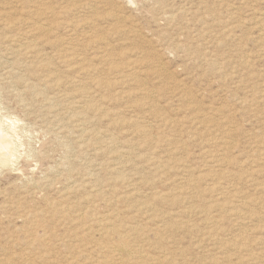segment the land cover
<instances>
[{"label":"rangeland","instance_id":"374dc122","mask_svg":"<svg viewBox=\"0 0 264 264\" xmlns=\"http://www.w3.org/2000/svg\"><path fill=\"white\" fill-rule=\"evenodd\" d=\"M17 1L0 0V38L3 34L14 35L19 38L17 42H24L29 35L23 33L38 20L48 21L51 30L36 37L33 51L24 56L12 52L13 48H20L19 43L4 41L7 45L4 47L0 40V139L11 146L0 150V158L7 159L0 162V264H61V261L62 264L81 261L97 264L96 258L104 260L105 255L108 258L111 255L107 264H264V146H261L264 145V0H30L25 4ZM30 11L37 18L26 23L20 21L22 26L4 25L10 20L18 22ZM67 54L73 58H67ZM132 59H137L138 64L129 66ZM115 66L125 67L129 78L124 80L122 73L113 70ZM100 93L104 94L100 96ZM45 96L56 100L50 111L45 106ZM82 115L89 120L82 121V125L96 135H80L75 120ZM72 127L76 129L71 130ZM108 139L113 143L112 149L105 144ZM156 159L166 167L154 169ZM217 200L228 210L210 206ZM251 200L253 204L243 205ZM77 210L81 214L92 210L94 216L84 223L89 222L95 228H99L98 222H105L106 216L124 232L138 228L133 235V231L129 234L130 244L134 243L132 248L137 252L129 254L123 248L121 252L120 247H111L117 235L105 236L98 228L89 233L84 231ZM213 220L219 221L217 230L213 228ZM172 221L179 222L175 229L167 227V222ZM157 229L160 238L156 237Z\"/></svg>","mask_w":264,"mask_h":264},{"label":"bare ground","instance_id":"6f19581e","mask_svg":"<svg viewBox=\"0 0 264 264\" xmlns=\"http://www.w3.org/2000/svg\"><path fill=\"white\" fill-rule=\"evenodd\" d=\"M2 1V0H1ZM22 2H24V4L26 3V2H29L30 0H21ZM10 2V1H9ZM16 2H19V1H17L16 0ZM8 4V3H7ZM15 4V3H14ZM18 3H16V5H17ZM20 4V3H19ZM0 5H1V3H0ZM21 6H23V5H21ZM6 7H7V5H6ZM5 7V8H6ZM4 8V9H5ZM7 9V8H6ZM20 9H21V7H20ZM18 10V9H17ZM28 10V9H27ZM29 10H31V9H29ZM7 12V11H6ZM10 12V11H9ZM23 14V13H22ZM34 14H36V13H33L32 11H30V12H27L26 13V15L25 16H23L20 20H18V22L17 21H15L14 22V20H10V21H8V22H5L4 23V25H6V27L8 28H10V27H14V26H16L17 24H21V22H24V23H26V22H28V20L29 19H34L35 17H36V15L34 16ZM170 14H172V13H170ZM169 14V15H170ZM55 15V14H54ZM52 16H53V14H52ZM166 16V15H165ZM37 18V17H36ZM54 18V17H53ZM165 19V18H164ZM3 21V20H2ZM21 21V22H20ZM40 20H38V21H33L32 23H31V28L29 27V29L26 31V32H22L23 33V35L25 36L26 34H28L29 36L27 37V39L24 41V42H21L20 41V43L19 42H17V40L19 39V38H14V35H13V33L15 34L16 33V31L15 32H12V34L11 35H13V36H8V35H6V34H3L2 36H1V38H0V40H3V42L2 43H4V41H8V42H17V44L19 43V45H20V48L18 49H12V52L14 53V54H17V55H19V56H24V55H26V54H28V53H31L30 51L32 50L33 51V49H34V45H35V39H36V37L38 38V37H40V35H42V34H44V33H48V31H50L51 30V26L49 25V23H48V21H46L45 20V22L43 21V22H39ZM1 22V21H0ZM39 22V23H38ZM51 23H52V21H51ZM19 24V25H20ZM23 24V23H22ZM22 24H21V26H22ZM53 24H54V21H53ZM55 25V24H54ZM29 26V25H28ZM17 27H19V26H17ZM23 27H24V25H23ZM24 28H26V27H24ZM12 29V28H11ZM128 30H131V29H128ZM29 33H31V35L29 34ZM49 34V33H48ZM47 34V35H48ZM45 35V34H44ZM20 36V35H19ZM35 36V37H34ZM43 36V35H42ZM15 37H16V35H15ZM47 38V37H46ZM53 40V39H52ZM87 41V40H86ZM7 42V43H8ZM42 42V41H41ZM50 42H52V41H50ZM49 42V43H50ZM57 42V41H56ZM67 42V41H66ZM1 43V42H0ZM46 42H44V44H45ZM48 43V42H47ZM58 43V42H57ZM69 43V42H68ZM75 43V42H74ZM6 43H4L3 44V46L5 45ZM11 44V43H10ZM51 45V44H50ZM76 45H77V43H76ZM76 45H74V46H76ZM5 46H7V45H5ZM4 46V47H5ZM36 46H38V45H36ZM173 46V45H172ZM176 46V45H175ZM2 48V47H1ZM10 48V47H9ZM40 48V47H39ZM64 48V47H63ZM77 48H79L78 46H77ZM11 49H9V51L11 50ZM41 49V48H40ZM43 49H45V48H43ZM66 49V48H65ZM109 49V48H108ZM7 50V49H6ZM76 50V49H75ZM175 50V49H174ZM8 51V52H9ZM67 51V50H66ZM71 51V50H70ZM7 52V53H8ZM26 52H28V53H26ZM46 52V51H45ZM48 52V51H47ZM72 52V51H71ZM76 52V51H75ZM4 53V52H3ZM6 53V52H5ZM10 53V52H9ZM12 53V54H13ZM64 53H66L65 51H64ZM105 53V52H104ZM36 54V53H35ZM35 54L33 55V56H35ZM45 55H46V53H44ZM78 54V53H77ZM76 54V55H77ZM107 54V53H106ZM68 55V54H67ZM74 55V54H73ZM44 56V55H43ZM43 56H42V58H43ZM66 56V55H65ZM108 56V55H107ZM7 57H9L8 55H7ZM31 57H32V55H31ZM40 57V56H39ZM70 57H72L73 58V56L72 55H68V57L67 58H69L70 59ZM30 58V57H29ZM33 58V57H32ZM66 58V59H67ZM158 58V57H157ZM16 59V58H15ZM25 59V58H24ZM27 59V58H26ZM25 59V60H26ZM79 59V58H78ZM101 59H103V58H101ZM100 59V60H101ZM23 60V59H22ZM28 60V59H27ZM41 60V59H40ZM86 60V59H85ZM105 60V59H104ZM29 61V60H28ZM31 61V60H30ZM35 61V60H34ZM77 60H75V62H76ZM81 61H83V60H81ZM12 62V61H11ZM24 62V61H23ZM49 62V61H48ZM67 62V61H66ZM70 62H72V60H70ZM114 62V61H113ZM113 62H111V61H109V63H113ZM143 62V61H142ZM19 63H20V61H19ZM36 63H38V62H36ZM101 63V62H100ZM138 64V60L137 59H132V60H130L129 61V66L130 65H133V64ZM140 63V62H139ZM1 64V63H0ZM4 64V63H3ZM24 64V63H23ZM49 64V63H48ZM75 63H73V65H74ZM103 63H101V65H102ZM107 64V63H106ZM147 64V63H146ZM22 65V64H21ZM21 65H20V67H21ZM38 65V64H37ZM70 65H72V64H70ZM158 65H160V64H158ZM24 66H26V64L24 65ZM23 66V67H24ZM80 66V65H79ZM91 66V65H90ZM96 66V65H95ZM98 66V65H97ZM155 66V65H154ZM161 66V65H160ZM162 66H163V63H162ZM27 67V66H26ZM70 67V66H69ZM68 67V68H69ZM75 67H77V66H75ZM94 67V66H93ZM106 67V66H105ZM132 67V66H131ZM153 67V66H152ZM8 68H9V66H8ZM12 68V67H11ZM36 68V67H35ZM72 68V67H71ZM109 68V67H108ZM125 67H121V66H115V67H113V70L114 69H116L117 71H118V74L119 73H122L120 76L124 79V80H126V78L128 77L129 78V73L127 72V71H125L126 69H124ZM133 68V67H132ZM50 69V68H49ZM70 69V68H69ZM78 70H79V68H77ZM77 69H75L76 71H77ZM86 69V68H85ZM94 69V68H93ZM150 69V68H149ZM165 69V68H164ZM4 70V69H3ZM8 70V69H7ZM21 70H23V69H21ZM43 70V69H42ZM81 70H82V68H81ZM80 70V71H81ZM140 70V69H139ZM145 70V69H144ZM214 70V69H213ZM80 71H78L79 73H81ZM100 71V70H99ZM98 71V72H99ZM132 71V70H131ZM136 71V70H135ZM152 71V70H151ZM4 72V71H3ZM8 72V71H7ZM10 72V71H9ZM39 72V71H38ZM94 72V71H93ZM102 72V71H101ZM134 72V71H133ZM13 73V72H12ZM11 73V74H12ZM88 73V72H87ZM86 73V74H87ZM145 73V72H144ZM156 73V72H155ZM34 74V73H33ZM45 74V73H44ZM43 74V75H44ZM46 74H48V73H46ZM96 74H98V73H96ZM157 74V73H156ZM222 74V73H221ZM10 75V74H9ZM13 75V74H12ZM11 75V76H12ZM89 75H93V73L92 74H89ZM129 75V76H128ZM134 75H136V74H134ZM3 76V75H2ZM8 76V75H7ZM14 76V75H13ZM45 76V75H44ZM48 76V75H47ZM15 77V76H14ZM43 77V76H42ZM94 77H96V76H94ZM106 77V76H105ZM143 77V76H142ZM1 78V77H0ZM3 78V77H2ZM10 78H12L13 79V77H10ZM19 78V77H18ZM58 78V77H57ZM97 78V77H96ZM104 78V77H103ZM135 78V77H134ZM23 79V78H22ZM28 79V78H27ZM44 79V78H43ZM42 79V80H43ZM59 79V78H58ZM102 79V78H101ZM26 80V79H25ZM53 80V79H52ZM52 80H51V82H52ZM69 80V79H68ZM94 80V79H93ZM110 80V79H109ZM137 80V79H136ZM1 81V80H0ZM10 81V80H9ZM12 81V80H11ZM73 82H74V80H72ZM91 80H89L88 82H90ZM135 81V80H134ZM146 81V80H145ZM5 82V81H4ZM43 82V81H42ZM41 82V83H42ZM54 82V81H53ZM56 83H58L57 81H55ZM54 82V83H55ZM68 82V81H67ZM25 83V82H24ZM45 83V82H44ZM47 83H49V82H46V84ZM55 83V84H56ZM66 83V82H65ZM71 83V82H70ZM75 83V82H74ZM80 83V82H79ZM78 83V84H79ZM108 83V82H107ZM46 84H45V87H46ZM73 84V83H72ZM71 84V85H72ZM93 84V83H92ZM99 84V86H100V83H98ZM10 85V84H9ZM8 85V86H9ZM36 85V84H35ZM47 85H49V84H47ZM57 86H58V84H56ZM77 85V84H76ZM2 86V85H1ZM3 86H4V84H3ZM11 86V85H10ZM14 86V85H13ZM29 86V85H28ZM44 86V85H43ZM73 86H75V85H73ZM139 86V85H138ZM35 87H37V86H35ZM77 87V86H76ZM129 87V86H128ZM26 88H28L27 86H26ZM44 87H42V89H43ZM54 88H55V86H54ZM53 88V90H55ZM60 88V87H59ZM74 88V87H73ZM78 88V87H77ZM79 88H80V86H79ZM88 88H90V87H88ZM182 88V87H181ZM185 88V87H184ZM32 89H33V86H32ZM45 89V88H44ZM103 89V88H102ZM102 89H100V91L102 90ZM28 90H29V88H28ZM31 90V89H30ZM35 90V89H34ZM84 90V89H83ZM82 90V91H83ZM143 90V89H142ZM33 91V90H32ZM57 91H62V90H57ZM122 91V90H121ZM130 91V90H129ZM39 92H42V90L40 89V91ZM63 92V91H62ZM71 92V91H70ZM190 92V91H189ZM53 93H54V91H53ZM53 93H52V95H53ZM64 93V92H63ZM62 93V94H63ZM126 93V92H125ZM148 93V92H147ZM150 93V92H149ZM186 93V92H185ZM23 94H24V92H23ZM42 94V93H41ZM65 94V93H64ZM79 94H80V91H79ZM104 94V93H103ZM102 93H100V96L101 95H103ZM128 94V93H127ZM19 95V94H18ZM44 95V94H43ZM81 95L82 94H80V97H81ZM119 95V94H118ZM122 95H124V94H122ZM154 95V94H153ZM20 96V95H19ZM30 96V95H29ZM51 96V95H50ZM56 96V95H55ZM58 96V95H57ZM78 96V95H77ZM105 96V95H104ZM104 96H102V97H104ZM63 97V96H62ZM88 97H89V95H88ZM106 97V96H105ZM112 97V96H111ZM140 97H142V96H140ZM173 97V96H172ZM191 97V96H190ZM64 98V97H63ZM174 98V97H173ZM35 98H33L32 100H34ZM42 99V98H41ZM44 99L46 100L45 102H46V104H45V106H46V108L48 109V111H50V110H52L53 109V107H54V104H55V101L56 100H49L50 99V97H47V96H45L44 97ZM44 99H43V101H44ZM53 99H55V97L53 98ZM59 99H61V98H59ZM80 99H82V97L80 98ZM84 99H85V97H84ZM94 99V98H93ZM177 99V98H176ZM256 99V98H255ZM29 100H30V97H29ZM75 100V99H74ZM87 100V99H86ZM89 100H91V99H88V101ZM133 100V99H132ZM189 100V99H188ZM250 100H251V98H250ZM264 100V99H263ZM62 101V100H61ZM60 101V102H61ZM95 101V100H94ZM121 101V100H120ZM123 101H126L124 98H123ZM134 101V100H133ZM179 101V100H178ZM181 101H182V98H181ZM185 101H187V100H185ZM195 101V100H194ZM257 101H258V99H257ZM37 102V101H36ZM39 102V101H38ZM41 103H42V101H40ZM63 102V101H62ZM65 102V101H64ZM67 102V101H66ZM84 102H87V101H85L84 100ZM91 101H89V103H90ZM127 102V101H126ZM129 102V101H128ZM132 102V101H131ZM190 102V101H189ZM253 102H255V101H253ZM33 103H34V101H33ZM75 103V102H74ZM92 103V102H91ZM95 103H97V102H95ZM120 103H122V101L120 102ZM135 103V102H134ZM138 103V102H137ZM184 103H186V102H184ZM199 103V102H198ZM64 104V103H63ZM80 104V103H79ZM83 104V103H82ZM98 104V103H97ZM197 104V103H196ZM28 105H29V102H28ZM34 105H35V103H34ZM91 105V104H90ZM142 105V104H141ZM145 105V104H144ZM147 105V104H146ZM66 106V105H65ZM78 106V105H77ZM96 107H97V105H95ZM100 106V105H99ZM103 105H101V107H102ZM43 107V106H42ZM73 107H75V106H73ZM91 108H92V105L90 106ZM90 107H89V105H86V109H90ZM96 107H94L95 109H96ZM39 108H40V106H39ZM72 108V107H71ZM127 108V107H126ZM67 109V108H66ZM93 109V108H92ZM99 109V108H98ZM104 109V108H103ZM245 109H247V110H249V108H245ZM79 110V109H78ZM91 110V109H90ZM142 110V109H141ZM140 110V111H141ZM253 110V109H252ZM41 111V110H40ZM57 111H59V109H57ZM70 111H72V110H70ZM76 111V110H75ZM92 111V110H91ZM156 111V110H155ZM191 111V110H190ZM52 112V111H51ZM89 112V111H88ZM98 112H100V110L98 111ZM105 112V111H104ZM118 112V111H117ZM116 112V113H117ZM120 112V111H119ZM189 112V111H188ZM203 112V111H202ZM257 112V111H256ZM42 113V112H41ZM50 113V112H49ZM65 113V112H64ZM165 113V112H164ZM181 113V112H180ZM57 114V113H56ZM107 114V113H106ZM115 114V113H114ZM113 114V115H114ZM156 114V116H157V113L155 112L154 113V115ZM191 114H192V111H191ZM205 114V113H204ZM246 114V113H245ZM253 114V113H252ZM59 115V114H58ZM66 115V114H65ZM86 115V114H85ZM85 115H82L83 117H79V119H77L76 118V120H75V122H77V124H76V126H77V129H78V127H80V129L81 130H79L81 133H80V135L83 137V136H89V135H93L94 133L93 132H91V130L90 129H88V127H86V126H83L82 125V121L84 122V123H87L89 120L85 117ZM98 115H100V114H98ZM138 115V114H137ZM193 115H194V113H193ZM195 115H197V114H195ZM45 116H47V115H45ZM140 116V115H139ZM42 117H43V115H42ZM63 117H64V115H63ZM137 117V116H136ZM151 117V116H150ZM72 118V117H71ZM99 118V117H98ZM110 118V117H109ZM114 118V117H113ZM118 118V117H117ZM166 118L167 117H165V122H166ZM81 119V120H80ZM101 119V118H100ZM127 119V118H126ZM159 119V118H158ZM202 119V118H201ZM204 119V118H203ZM203 119L201 120V121H203ZM213 119V118H212ZM52 120V119H51ZM56 120V119H55ZM86 120H88V121H86ZM102 120V119H101ZM132 120V119H131ZM164 120V119H163ZM168 120H169V118H168ZM190 120V119H189ZM197 120V119H196ZM209 120V119H208ZM219 120V119H218ZM58 121V120H57ZM68 121V120H67ZM70 121V120H69ZM113 121V120H112ZM111 121V122H112ZM117 121H119V120H117ZM134 121H137V120H134ZM139 121V120H138ZM145 121V120H144ZM161 121V120H160ZM187 121V120H186ZM200 121V122H201ZM53 122H56V121H53ZM66 122V121H65ZM110 122V121H109ZM114 122V121H113ZM112 122V123H113ZM127 122H128V120H127ZM131 122V121H130ZM162 122H164V121H162ZM191 122V121H190ZM193 122V121H192ZM192 122H191V124H192ZM197 122V121H196ZM259 122V121H258ZM61 123H62V121H61ZM90 123V122H89ZM141 123V122H140ZM145 123V122H144ZM224 123V122H223ZM222 122H221V125L223 124ZM227 123V122H226ZM114 124V123H113ZM136 124V123H135ZM134 124V125H135ZM139 124V123H138ZM142 124V123H141ZM145 124H147V123H145ZM165 124V123H164ZM202 124V123H201ZM205 124V123H204ZM207 124V123H206ZM67 125V124H66ZM73 125H75V124H73ZM91 125H93L92 123H91ZM128 125V124H127ZM195 125V124H194ZM208 126H209V124H207ZM220 125V126H221ZM88 126V125H87ZM120 126V125H119ZM133 126V125H132ZM139 126V125H138ZM151 126H152V124H151ZM62 127H64V126H62ZM135 127V126H134ZM161 127H162V125H161ZM196 127V126H195ZM204 127V126H203ZM213 127V126H212ZM216 127V126H215ZM227 127V126H226ZM234 127V126H233ZM232 127V128H233ZM2 128V127H1ZM73 128H75V127H72L71 128V130L73 129ZM139 128V127H138ZM140 128H142L141 126H140ZM166 128V127H165ZM209 128H210V126H209ZM221 128H223V126L221 127ZM228 128V127H227ZM236 128V127H235ZM9 129V128H8ZM64 129H65V127H64ZM76 129V128H75ZM101 129V128H100ZM133 129V128H132ZM205 129V128H204ZM213 129V128H212ZM94 130V129H93ZM175 130H176V128H175ZM174 130V131H175ZM187 130L188 129H186V132H187ZM193 130V129H192ZM223 130V129H222ZM78 131V132H79ZM177 131V130H176ZM198 131V130H197ZM201 131V130H200ZM213 131H214V129H213ZM217 131V130H216ZM215 131V132H216ZM251 131V130H250ZM71 132V131H70ZM178 132V131H177ZM180 132V131H179ZM179 132H178V134H179ZM204 132V131H203ZM210 132V131H209ZM232 132V131H231ZM237 132V131H236ZM255 132V131H254ZM110 133V132H109ZM109 133H108V135H109ZM129 133V132H128ZM143 133V132H142ZM185 133V132H184ZM188 133V132H187ZM219 133H221V132H219ZM250 133V132H249ZM67 134V133H66ZM70 134V133H69ZM144 134H146V132L145 133H143L142 135H144ZM148 134V133H147ZM254 134V133H253ZM3 135V134H2ZM1 135V136H2ZM94 135H96V134H94ZM98 136H99V134H97ZM102 135V134H101ZM111 135H112V133H111ZM135 135V134H134ZM141 135V136H142ZM165 135V134H164ZM207 135V134H206ZM223 135H225V134H223ZM227 135V134H226ZM125 136V135H124ZM124 136H123V138H124ZM137 136V135H136ZM153 136V135H152ZM156 136V135H155ZM196 136V135H195ZM200 136V135H199ZM205 136V135H204ZM219 136V135H218ZM97 137V136H96ZM168 137V136H167ZM194 137V136H193ZM198 137V136H197ZM201 137V136H200ZM228 137V136H227ZM227 137H226V139H227ZM106 138V137H105ZM155 138V137H154ZM169 138V137H168ZM231 138V137H230ZM248 138H250V137H248ZM258 138V137H257ZM1 139H3V138H1ZM1 139H0V150L1 149H3L4 150V148H9V147H11V146H9V144L10 143H8L7 141H4L3 140V142H1ZM79 139V138H78ZM94 139V138H93ZM96 139V138H95ZM166 139V138H165ZM182 139V138H181ZM198 139H200V138H198ZM219 139V138H218ZM223 139V138H222ZM225 139V138H224ZM226 139H225V141H226ZM7 140V139H6ZM75 140V139H74ZM89 140V139H88ZM153 140V139H152ZM196 140V139H195ZM205 140H207V139H205ZM227 140H229V139H227ZM254 140H256V138L254 139ZM82 141H83V139H82ZM82 141H80V142H82ZM87 141V139L85 140V142ZM90 141V140H89ZM98 140H96V142H97ZM100 141V140H99ZM124 141V140H123ZM159 141V140H158ZM179 141V140H178ZM224 141V142H225ZM84 142V141H83ZM110 142V140L108 139L107 140V143H105V144H107L110 148L109 149H112L111 147L113 146V143H109ZM146 142V141H145ZM205 142V141H204ZM219 142V141H218ZM217 142V143H218ZM249 142V141H248ZM252 142V141H251ZM92 143V142H91ZM102 143V142H101ZM118 143V142H117ZM148 143V142H147ZM183 143V142H182ZM78 144H79V142H78ZM115 144H116V142H115ZM232 144H233V141H232ZM251 144V143H250ZM106 145V146H107ZM119 145V144H118ZM129 145H130V143H129ZM147 145V144H146ZM154 145V144H153ZM253 145V144H252ZM77 146V145H76ZM107 146V147H108ZM132 146V145H131ZM183 146V145H182ZM261 146H264V145H261ZM72 147H73V145H72ZM82 147V146H81ZM91 147H92V145H91ZM148 147V146H147ZM13 149H14V147H12ZM11 148V149H12ZM127 148V147H126ZM149 148V147H148ZM175 148V147H174ZM230 148H231V146H230ZM260 148V147H259ZM128 149V148H127ZM178 149V148H177ZM205 149V148H204ZM206 149H207V147H206ZM228 149V148H227ZM15 150V149H14ZM73 150V149H72ZM94 150V149H93ZM149 150H150V148H149ZM181 150V149H180ZM179 150V151H180ZM183 150V149H182ZM211 150V149H210ZM210 150H209V152H210ZM261 149H258V151H260ZM262 150H263V148H262ZM10 151V150H9ZM71 151V150H70ZM74 151V150H73ZM73 151H71V152H73ZM91 151V150H90ZM107 151H109L110 152V150H107ZM178 151V150H177ZM203 151V150H202ZM213 151V150H212ZM253 151V150H252ZM12 152V151H11ZM68 152V151H67ZM83 152V151H82ZM87 152V151H86ZM92 152V151H91ZM109 152H107V153H109ZM112 152V151H111ZM120 152V151H119ZM134 153H135V151H133ZM181 152V151H180ZM188 152V151H187ZM228 152V151H227ZM226 152V153H227ZM261 152V151H260ZM14 153V152H13ZM70 153V152H69ZM126 154H127V152H125ZM128 153H129V151H128ZM183 153H184V150H183ZM264 153V152H263ZM82 154V153H81ZM87 154V153H86ZM111 154V153H110ZM121 155H122V153H120ZM131 154V153H130ZM179 154V153H178ZM181 154V153H180ZM179 154V155H180ZM216 154V153H215ZM245 154V153H244ZM250 154V153H249ZM248 154V155H249ZM8 155V154H7ZM12 155V154H11ZM15 155V154H14ZM68 155H70V154H68ZM83 155V154H82ZM106 155H108V154H106ZM132 155V154H131ZM135 155V154H134ZM136 155H138V154H136ZM144 155V154H143ZM210 155H211V153H210ZM245 155H247V154H245ZM259 155V154H258ZM81 156V155H80ZM86 156V155H85ZM118 156H119V154H118ZM128 156V155H127ZM145 156V155H144ZM150 156V155H149ZM187 156H188V154H187ZM208 156V155H207ZM82 157H84V156H82ZM100 157V156H99ZM102 157V156H101ZM121 157V156H120ZM148 157V156H147ZM152 157V156H151ZM212 157V156H211ZM219 157V156H218ZM258 157V156H257ZM256 157V158H257ZM93 158H95V157H93ZM122 158V157H121ZM145 158V157H144ZM213 158V157H212ZM221 158V157H220ZM255 158V159H256ZM263 158V157H262ZM68 159V158H67ZM70 159V158H69ZM74 159V158H73ZM98 159V158H97ZM130 159H132V158H130ZM137 159V158H136ZM148 159H149V157H148ZM147 159V160H148ZM179 159V158H178ZM208 159V158H207ZM250 159H252L251 157H250ZM249 159V160H250ZM259 159V158H258ZM7 159H3V158H0V162L1 163H3V162H5ZM134 160V159H133ZM157 160V159H156ZM160 160H161V158H160ZM215 160V159H214ZM216 160H218V159H216ZM229 160V159H228ZM257 160V159H256ZM255 160V161H256ZM68 161V160H67ZM128 161H129V159H128ZM141 161V160H140ZM152 161V160H151ZM150 161V162H151ZM167 161V160H166ZM183 161V160H182ZM221 161V160H220ZM225 161V160H224ZM95 162V161H94ZM122 162H124V161H122ZM131 162V161H130ZM133 162V161H132ZM169 162V161H168ZM167 162V163H168ZM213 162V161H212ZM215 162V161H214ZM260 162L261 161H259L258 163H259V166H260ZM9 163V162H8ZM65 163V162H64ZM98 163V162H97ZM118 163V162H117ZM225 163V162H224ZM223 163V164H224ZM229 163V162H228ZM239 163H242V162H239ZM250 163H252V161H250ZM262 163V162H261ZM7 164V163H6ZM82 164V163H81ZM123 164V163H122ZM121 164V165H122ZM127 164H130V163H127ZM149 164V163H148ZM155 165H153L154 166V169H159L160 167H166V166H164V164L161 162V161H155V163H154ZM212 164V163H211ZM215 165H218L217 164V162H215L214 163ZM248 164V163H247ZM2 165V164H1ZM68 165V164H67ZM78 165V164H77ZM120 165V164H119ZM147 165V164H146ZM166 165V164H165ZM188 165V164H187ZM208 165H210L209 163H208ZM243 165H245V164H243ZM257 165V164H256ZM3 166V165H2ZM70 166V165H69ZM118 166V165H117ZM116 166V167H117ZM124 166V165H123ZM138 166H140V165H138ZM142 166V165H141ZM168 166V165H167ZM179 166V165H178ZM239 166H241V165H239ZM258 166V165H257ZM65 167V166H64ZM71 167V166H70ZM94 167H96V166H94ZM110 167V166H109ZM131 167H132V165H131ZM148 167H150V166H148ZM152 167V166H151ZM185 167V166H184ZM224 168H225V166H223ZM227 167V166H226ZM92 168V167H91ZM133 168V167H132ZM131 168V169H132ZM167 168H169V167H167ZM176 168V167H175ZM174 168V169H175ZM182 168V167H181ZM187 168V167H186ZM188 168H189V166H188ZM213 168V167H212ZM216 168V167H215ZM218 168V167H217ZM242 168V167H241ZM263 168V167H262ZM261 168V169H262ZM67 169V168H66ZM65 169V170H66ZM84 169V168H83ZM95 169V168H94ZM147 169V168H146ZM149 170H150V168H148ZM161 169V168H160ZM164 168H162V170H163ZM166 169V168H165ZM174 169H172V170H174ZM184 169V168H183ZM190 169V168H189ZM229 170H230V168H228ZM257 169L259 170V168L257 167ZM86 170V169H85ZM85 170H84V172H85ZM92 170V169H91ZM91 170H89L90 172H89V174L91 173ZM119 170V169H118ZM136 170H137V168H136ZM139 170H141V169H139ZM180 170V169H179ZM229 170H227V171H229ZM263 170V169H262ZM71 170H69V172H70ZM88 171V170H87ZM86 171V172H87ZM117 171V170H116ZM156 171V170H155ZM167 172L169 171V170H166ZM191 171V170H190ZM232 171V170H231ZM234 171H236V170H234ZM261 171V170H260ZM259 171V172H260ZM57 172V171H56ZM66 172V171H65ZM117 172H119V171H117ZM135 172V171H134ZM140 172V171H139ZM154 172V171H153ZM174 172V171H173ZM177 172H178V170H177ZM216 172V171H215ZM224 172V171H223ZM233 172V171H232ZM254 172V171H253ZM258 172V173H259ZM261 172H263V171H261ZM54 173V172H53ZM61 173V172H60ZM116 173V172H115ZM176 173V172H175ZM188 173H189V170H188ZM221 173V172H220ZM78 174V173H77ZM84 174V173H83ZM95 174V173H94ZM110 174V173H109ZM118 175L117 176H121V175H123V174H119V173H117ZM150 174H151V172H150ZM162 174V173H161ZM164 174V173H163ZM162 174V175H163ZM191 174V173H190ZM232 174V173H231ZM249 174V173H248ZM58 175H59V173H58ZM130 175V174H129ZM162 175H160V177H161V179L160 180H163L162 179ZM167 175V174H166ZM187 175V174H186ZM218 175V174H217ZM243 175V174H242ZM250 175H252V174H250ZM263 175H264V172H263ZM51 176V175H50ZM56 176V175H55ZM66 176H68V175H66ZM88 176H90V175H88ZM92 176V175H91ZM138 176V175H137ZM157 176V175H156ZM229 176V175H228ZM231 176V175H230ZM232 176H233V174H232ZM237 176H238V174H237ZM240 176V175H239ZM69 177H71L70 175H69ZM75 177H77V176H75ZM82 177H84V176H82ZM165 177V176H164ZM215 177H216V175H215ZM234 177H236V176H234ZM118 177H116V179H117ZM212 178V177H211ZM218 178V177H217ZM247 178H250V177H247ZM257 178H258V176H257ZM83 179V178H82ZM91 180H92V178H90ZM142 179V178H141ZM192 179H194L193 177H192ZM220 179V178H219ZM227 179H228V177H227ZM226 179V180H227ZM252 179H253V177H252ZM72 180V179H71ZM112 180H113V178H112ZM212 180V179H211ZM224 180V179H223ZM244 180V179H243ZM69 181V180H68ZM78 181V180H77ZM83 181V180H82ZM82 181H79V183L80 182H82ZM137 181V180H136ZM142 181H143V179H142ZM205 181V180H204ZM218 181V180H217ZM220 181H222V180H220ZM241 181V180H240ZM257 181V180H256ZM51 182V181H50ZM84 182V181H83ZM108 182V181H107ZM115 182V181H114ZM139 182V181H138ZM219 182V181H218ZM217 182V183H218ZM254 182V181H253ZM252 182V183H253ZM27 183H29V182H27ZM55 183V182H54ZM66 183V182H65ZM74 183V182H73ZM103 183V182H102ZM106 183V182H105ZM136 183V182H135ZM204 183V182H203ZM252 183H250V184H252ZM85 184V183H84ZM92 184V183H91ZM195 184V183H194ZM201 184H202V181H201ZM211 184V183H210ZM48 185V184H47ZM51 185V184H50ZM63 185H64V183H63ZM86 185V184H85ZM102 185H104V184H102ZM110 185V184H109ZM119 185H121V183L119 184ZM191 185V184H190ZM252 185H255V184H252ZM263 185V184H262ZM42 186V185H41ZM52 186V185H51ZM80 186H81V184H80ZM89 186V185H88ZM93 186V185H92ZM128 186V185H127ZM256 186V185H255ZM261 186V185H260ZM44 187H45V185H44ZM103 187V186H102ZM111 187V186H110ZM137 187V186H136ZM135 187V189H137ZM172 187V186H171ZM182 187V186H181ZM190 187V186H189ZM199 187H201V185L199 186ZM203 187V186H202ZM205 187V186H204ZM214 187H215V185H214ZM213 187V188H214ZM42 188V187H41ZM40 188V189H41ZM52 188H53V186H52ZM68 188V187H67ZM80 188V187H79ZM92 188V187H91ZM94 188V187H93ZM115 188H117V187H115ZM183 188H184V186H183ZM32 189V188H31ZM74 189H76V188H74ZM83 189V188H82ZM108 189V188H107ZM134 189V187H133V190H135ZM192 189L193 188H191V191H192ZM264 189V188H263ZM30 190V189H29ZM39 190V189H38ZM60 190H61V188H60ZM63 190V189H62ZM119 190V189H118ZM187 190V189H186ZM197 190V189H196ZM206 190H207V187H206ZM211 190V189H210ZM37 191V190H36ZM35 191V192H36ZM180 191H181V188H180ZM179 191V192H180ZM183 191V190H182ZM195 191V190H194ZM201 191H202V189H201ZM209 191V190H208ZM208 191H206V193H208ZM234 191H236V190H234ZM234 191L232 192V193H234ZM28 192V191H27ZM74 192V191H73ZM78 192V191H77ZM100 192V191H99ZM132 192V191H131ZM168 192V191H167ZM178 192V191H177ZM212 192V191H211ZM211 192H209V194L211 193ZM216 192V191H215ZM237 192V191H236ZM30 193H32V191H30ZM43 193V192H42ZM48 193V192H47ZM62 193V192H61ZM75 193V192H74ZM74 193H73V196H74ZM84 193V192H83ZM105 193V192H104ZM165 193V192H164ZM169 193H171V192H169ZM188 193V192H187ZM193 193H195V192H193ZM199 193H200V191H199ZM218 193V192H217ZM49 194H50V192H49ZM66 194V193H65ZM64 194V195H65ZM96 194V193H95ZM158 194V193H157ZM163 194V193H162ZM190 194V193H189ZM196 194V193H195ZM214 194H216V193H214ZM219 194V193H218ZM30 195V194H29ZM60 195V194H59ZM81 195H82V192H81ZM102 195V194H101ZM105 195V194H104ZM117 195H119V194H117ZM116 195V196H117ZM121 195V194H120ZM175 195V194H174ZM188 195V194H187ZM194 195V194H193ZM223 195V194H222ZM222 195H220V197L222 196ZM230 195V194H229ZM34 196V195H33ZM66 196V195H65ZM85 195H83V197H84ZM89 196V195H88ZM115 196V197H116ZM140 196V195H139ZM163 195H158V197L159 198H163L162 197ZM166 196H167V194H166ZM184 196H185V194H184ZM199 196V195H198ZM204 196V195H203ZM226 196V195H225ZM48 197H51V196H48ZM59 197V196H58ZM67 197H68V195H67ZM76 197V196H75ZM79 197H81V196H79ZM93 197V196H92ZM100 197V196H99ZM111 197V196H110ZM151 197V196H150ZM149 197V198H150ZM153 197V196H152ZM154 197H156V196H154ZM167 197H169V195L167 196ZM171 197H172V193H171ZM178 197V196H177ZM52 198V197H51ZM61 198V197H60ZM69 198V197H68ZM86 198V197H85ZM105 198V197H104ZM116 198H118V197H116ZM136 198V197H135ZM148 198V199H149ZM187 198V197H186ZM217 198H219V197H217ZM55 199V198H54ZM63 199V198H62ZM71 199H72V197H71ZM82 199V198H81ZM107 199V198H106ZM111 199V198H110ZM109 199V200H110ZM124 199V198H123ZM134 199V198H133ZM132 199V200H133ZM153 199V198H152ZM181 199V198H180ZM216 199V198H215ZM31 200V199H30ZM32 200H33V198H32ZM78 200V199H77ZM84 198H83V200H81V201H83L84 202ZM92 200V202H94L93 200L94 199H91ZM98 200V199H97ZM102 200H103V198H102ZM114 200V199H113ZM121 200V199H120ZM119 200V201H120ZM146 200V199H145ZM144 200V201H145ZM161 200V199H160ZM169 200V199H168ZM190 200H192V199H190ZM237 200V199H236ZM62 201V200H61ZM63 201L65 202V200L63 199ZM75 201V200H74ZM80 201V200H79ZM88 202H89V199L87 200ZM127 201V200H126ZM205 201V200H204ZM218 201V200H217ZM217 201H215V202H217ZM220 201V200H219ZM217 202V203H215V204H213V205H210L211 207H215L216 209H219L220 211H222V209L224 210V211H226V210H228L227 208H226V206H225V204L224 203H221V201L220 202ZM229 201H230V199H229ZM35 202V201H34ZM67 202V201H66ZM71 202H72V200H71ZM71 202H68V203H71ZM157 202V201H156ZM181 202V201H180ZM185 202V201H184ZM187 202V201H186ZM188 202H189V200H188ZM227 202V201H226ZM231 202V201H230ZM240 202V201H239ZM256 202H258V201H256ZM85 203H87V202H85ZM128 203V202H127ZM142 203H143V201H142ZM202 203V202H201ZM227 203H229V202H227ZM237 203V202H236ZM73 204V203H72ZM78 204V203H77ZM88 204H90V202L88 203ZM148 204V203H147ZM146 204V205H147ZM164 204V206L163 207H165V203H163ZM212 204V203H211ZM231 203H229V205H230ZM250 204H253V202H252V200L249 202V201H244L243 202V205H245V206H248V205H250ZM256 204V203H255ZM258 204H260L259 202H258ZM35 205H37L36 203H35ZM45 205V204H44ZM60 205V204H59ZM63 205V204H62ZM74 205V204H73ZM79 205H80V203H79ZM83 205V204H82ZM145 205V204H144ZM151 205V204H150ZM153 205V204H152ZM154 205H156V204H154ZM204 205H205V203H204ZM38 206H40L39 204H38ZM72 206V205H71ZM74 206H76V205H74ZM161 206V205H160ZM205 206H207V205H205ZM204 206V207H205ZM209 206V207H210ZM34 207V206H33ZM45 207V206H44ZM43 207V208H44ZM61 208L60 209H62L63 207H64V205H63V207L62 206H60ZM82 207V206H81ZM143 207V206H142ZM192 207V206H191ZM233 207V206H232ZM241 207V206H240ZM29 208V207H28ZM32 208V207H31ZM40 208V207H39ZM42 208V209H43ZM67 208V207H66ZM76 208V207H75ZM85 208V207H84ZM194 208V207H193ZM203 208V207H202ZM234 208V207H233ZM232 208V209H233ZM244 208V207H243ZM30 209V208H29ZM34 209V208H33ZM59 209V210H60ZM97 209V208H96ZM153 209V208H152ZM155 209V208H154ZM205 209V208H204ZM231 209V210H232ZM235 209V208H234ZM240 209V208H239ZM31 210V209H30ZM34 210H36V209H34ZM44 210V209H43ZM56 210V209H55ZM190 210V209H189ZM210 210V209H209ZM58 211V210H57ZM84 211V210H83ZM92 211V210H91ZM91 211H89V210H86V211H84V213H80L78 210H77V212H79L80 214H81V217H82V219H83V224L85 225V228H84V231H86L87 233H89L90 231L92 232V230H96L97 228H95V225H88L89 224V222H88V224H86V223H84L85 221H88L87 220V218H89V217H93V216H91V214H92V212ZM150 211V210H149ZM192 211V210H191ZM218 211V210H217ZM234 211H237V208L234 210ZM240 211V210H239ZM247 211V210H246ZM37 212V211H36ZM36 212H33L32 214H34L35 215V213ZM40 212V211H39ZM64 212H65V210H64ZM74 212H75V210H74ZM142 212V211H141ZM157 212V211H156ZM190 212V211H189ZM253 212V211H252ZM251 212V213H252ZM42 213V212H41ZM62 213V212H61ZM93 213H94V210H93ZM102 213V212H101ZM100 213V214H101ZM108 213V212H107ZM121 213V212H120ZM165 213V212H164ZM182 213V212H181ZM203 213V212H202ZM205 213H206V211H205ZM208 213V212H207ZM229 213V212H228ZM30 214V213H29ZM50 213H48V215H49ZM58 214H60V212L58 213ZM99 214V213H98ZM148 214V213H147ZM149 214H151V213H149ZM157 214V213H156ZM175 214V213H174ZM41 215V214H40ZM42 215L44 216V214L42 213ZM41 215V216H42ZM51 215V214H50ZM75 215H76V213H75ZM106 215V214H105ZM165 215V214H164ZM172 215V214H171ZM200 215V214H199ZM203 215H204V213H203ZM245 215V214H244ZM60 216V215H59ZM67 216V215H66ZM69 216V215H68ZM99 216V215H98ZM162 216V215H161ZM175 216V215H174ZM180 216V215H179ZM209 216V215H208ZM235 216V215H234ZM30 217V216H29ZM28 217V218H29ZM97 217V216H96ZM107 217V216H106ZM106 217H104L105 218V222H103V221H101L100 223L98 222L97 224H98V226H99V228L98 229H100V231L102 232V234H104L105 236H108V235H111V234H113V235H117V237L116 238H114L112 235L111 236H109V237H113V239H112V243H113V241H114V243L112 244V246L111 247H114V248H118L119 249V247L122 249H125L126 250V252H128L129 254L131 253H136L137 251H136V248H132V244H134V243H132V244H130V239L132 238V237H130V231H133L132 232V235H133V233H134V229H136V230H138V228H131L129 231H126L125 230V232L124 231H122V229L119 227V225L117 224V223H113V224H111L110 223V217L108 218V219H106ZM114 217V216H113ZM163 217V216H162ZM210 217V216H209ZM209 217H207V218H209ZM212 218H214L213 216H211ZM228 217V216H227ZM238 217V216H237ZM243 217H245V216H243ZM247 217V216H246ZM249 217V216H248ZM251 217H253V216H251ZM255 217H257V216H255ZM260 217V216H259ZM41 218V217H40ZM45 218V217H44ZM43 218V219H44ZM53 218H54V216H53ZM149 218H150V216H149ZM152 218H153V216H152ZM170 218V217H169ZM230 218H231V216H230ZM233 218V217H232ZM239 218V217H238ZM242 218V217H241ZM23 219H26V218H23ZM46 219V221H47V218H45ZM50 219V218H49ZM65 219V218H64ZM72 219V218H71ZM70 219V220H71ZM203 219V218H202ZM204 219H206V218H204ZM210 219V218H209ZM218 219V218H217ZM236 219V218H235ZM257 219V218H256ZM18 220H21V219H18ZM27 220V219H26ZM25 220V221H26ZM31 220V219H30ZM29 220V221H30ZM34 220V219H33ZM37 220V219H36ZM35 220V221H36ZM41 220V219H40ZM65 220H67V219H65ZM171 220V219H170ZM220 220H221V218H220ZM252 220V219H251ZM255 220V219H254ZM24 221V222H25ZM42 221V220H41ZM43 221H45V220H43ZM59 221H60V219H59ZM79 221V220H78ZM90 221V220H89ZM98 221V220H97ZM204 221V220H203ZM30 222H33V221H30ZM70 222V221H69ZM125 222V221H124ZM37 223V222H36ZM51 223H53V221L51 222ZM58 223H60V222H58ZM92 223V222H91ZM110 223V225H108ZM119 223V222H118ZM164 223H165V221H164ZM206 223V222H205ZM27 224V223H26ZM30 224H32V223H30ZM42 224V223H41ZM67 224H68V222H67ZM70 224H72V222L70 223ZM127 224V223H126ZM126 224H125V226H126ZM179 224V222H167V227H169L170 229H175L176 228V225H178ZM222 224V223H221ZM239 224V223H238ZM53 225V224H52ZM51 225V226H52ZM64 225V224H63ZM80 225H81V223H80ZM137 225V224H136ZM181 225V224H180ZM28 227H29V225H27ZM60 226H62V225H60ZM70 226V225H69ZM68 226V227H69ZM82 226V225H81ZM80 226V227H81ZM94 226V227H93ZM134 226V225H133ZM34 227V226H33ZM42 227V226H41ZM62 227H64V226H62ZM66 227V226H65ZM166 227V228H167ZM199 227V226H198ZM219 227V221L218 220H213V228L215 229V230H217V228ZM27 228V227H26ZM50 228H52V227H50ZM49 228V229H50ZM78 228V227H77ZM65 229V228H64ZM73 229H75V228H73ZM209 229V228H208ZM21 230V229H20ZM56 230V229H55ZM58 230V229H57ZM210 230V229H209ZM27 231V230H26ZM51 231V230H50ZM159 229H157V232H156V237L157 238H160L159 237ZM214 231V230H213ZM219 231V230H218ZM38 232V231H37ZM67 232V231H66ZM72 232H73V230H72ZM85 232V233H86ZM31 233V232H30ZM33 233V232H32ZM75 233V232H74ZM83 233V232H82ZM96 233V232H95ZM21 234V233H20ZM150 234V233H149ZM215 234V233H214ZM15 235V234H14ZM19 235V234H18ZM43 235H44V233H43ZM70 235V234H69ZM31 236V235H30ZM29 236V237H30ZM138 236V235H137ZM139 236H141L140 234H139ZM146 236H147V234H146ZM149 236V235H148ZM207 236H208V234H207ZM206 236V237H207ZM209 236H211V235H209ZM214 236V235H213ZM212 236V237H213ZM21 237V236H20ZM24 237V236H23ZM67 237H68V235H67ZM203 237V236H202ZM205 237V236H204ZM214 237H216V236H214ZM240 237V236H239ZM238 237V238H239ZM60 238V237H59ZM237 238V237H236ZM241 238V237H240ZM24 239V238H23ZM26 239H27V237H26ZM62 239V238H61ZM146 239H148V237L146 238ZM150 239V238H149ZM202 239V238H201ZM212 239V238H211ZM214 239V238H213ZM212 239V240H213ZM243 239V238H242ZM21 240V239H20ZM60 240V239H59ZM70 240V239H69ZM95 240V239H94ZM210 240V239H209ZM245 240V239H244ZM22 241V240H21ZM23 241H26V240H23ZM27 241H29L28 239H27ZM61 241V240H60ZM133 241H136L137 242V240L136 239H134ZM133 241H131V242H133ZM201 241V240H200ZM203 241V240H202ZM201 241V242H202ZM207 241H208V238H207ZM211 241V240H210ZM236 241H237V239H236ZM32 242H33V240H32ZM145 242H148V241H145ZM218 242H219V240H218ZM233 242V241H232ZM231 242V243H232ZM14 243L15 242H13V245H14ZM39 243H40V241H39ZM53 243V242H52ZM55 243V242H54ZM62 243V242H61ZM100 243V242H99ZM98 243V244H99ZM214 243V242H213ZM217 243V242H216ZM223 242H221V244H222ZM243 243V242H242ZM10 244V243H9ZM25 244H27V243H25ZM82 244V243H81ZM54 245V244H53ZM107 245V244H106ZM141 245H142V243H141ZM200 245V244H199ZM219 245V244H218ZM226 244H224L222 247H224ZM243 245H245V244H243ZM17 246V245H16ZM83 246H85V245H83ZM9 247H10V245H9ZM28 247H29V245H28ZM54 247V246H53ZM110 246H107V248H111ZM234 247V246H233ZM95 248V247H94ZM138 248V247H137ZM143 248H145V247H143ZM213 248V247H212ZM216 248V247H215ZM214 248V249H215ZM234 248H237V247H234ZM27 250H28V248H26ZM74 249V248H73ZM82 249V248H81ZM81 249L79 250V251H81ZM103 249V248H102ZM108 249V250H109ZM117 249V250H118ZM123 249L121 250V252L123 251ZM140 249V248H139ZM228 249V248H227ZM45 250H47V249H45ZM53 250V249H52ZM51 250V251H52ZM89 250V249H88ZM92 250H95V249H93L92 248ZM99 250V249H98ZM124 250V251H125ZM219 250V249H218ZM16 251V250H15ZM26 251V250H25ZM100 251H103V250H100ZM111 251V250H110ZM113 252L115 251V250H112ZM111 251V252H112ZM139 251V250H138ZM223 251L225 252V250L223 249ZM222 250H221V252H223ZM27 252V251H26ZM47 252V251H46ZM112 252V253H113ZM143 252V251H142ZM168 252H170V251H168ZM173 252V251H172ZM176 252V251H175ZM83 253V252H82ZM85 253V252H84ZM101 253V252H100ZM99 253V254H100ZM220 253V252H219ZM32 254V253H31ZM31 254L29 255V256H31ZM70 255H72L71 253H69ZM139 254V253H138ZM143 254V253H142ZM174 254V253H173ZM176 254V253H175ZM216 254H218L217 253V248H216ZM225 254V253H224ZM64 255V254H63ZM67 255V254H66ZM65 255V256H66ZM97 255H98V253H97ZM104 255V254H103ZM126 255V254H125ZM219 256H220V254H218ZM226 255V254H225ZM237 255V254H236ZM107 255H105V258H104V260L100 257V259L97 257L96 258V261L95 262H97V264H107L110 260L109 259H111L110 258V256H109V258L108 257H106ZM172 256V255H171ZM170 256V257H171ZM175 256V255H174ZM223 255H222V253H221V257H222ZM74 257V256H73ZM82 257H84V256H82ZM39 258V257H38ZM86 258H87V256H86ZM94 258V257H93ZM130 258V257H129ZM138 258V257H137ZM152 258V257H151ZM171 258H173V256L171 257ZM234 258V257H233ZM59 259V258H58ZM72 259V258H71ZM76 259V258H75ZM102 259V260H101ZM122 259V258H121ZM120 259V260H121ZM135 259H136V257H135ZM183 259H184V257H183ZM214 259V258H213ZM255 259V258H254ZM39 260V259H38ZM56 260V259H55ZM133 260V259H132ZM137 260V259H136ZM149 260V259H148ZM182 260V259H181ZM219 260V259H218ZM225 260H226V258H225ZM9 261V260H8ZM10 261H11V259H10ZM9 261V262H10ZM15 261V260H14ZM13 261V262H14ZM83 261H84V258H83ZM87 261V260H86ZM122 261L123 262H125V263H127L126 262V260L125 259H122ZM127 261H128V257H127ZM150 261V260H149ZM152 261V260H151ZM170 261V260H169ZM168 260H167V262H169ZM187 261V260H186ZM215 261V260H214ZM213 261V262H214ZM229 261V260H228ZM56 262V261H55ZM58 262H60V260H58ZM71 262V261H70ZM74 262V261H73ZM82 262V261H81ZM80 262V263H81ZM135 262V261H134ZM146 262H148V261H146ZM158 262H159V259H158ZM185 262V261H184ZM211 262V261H210ZM213 262H211V263H213ZM222 262V261H221ZM252 262V261H251ZM256 262V261H255ZM258 262H259V260H258ZM79 263V264H80ZM137 263V262H136ZM135 263V264H136ZM151 263V262H150ZM219 263V262H218ZM253 263V262H252ZM56 264V263H55ZM61 264H62V261H61ZM68 264V263H67ZM82 264H83V262H82ZM141 264V263H140ZM146 264V263H145ZM167 264V263H166ZM171 264V263H170ZM223 264V263H222ZM241 264V263H240ZM249 264H250V262H249Z\"/></svg>","mask_w":264,"mask_h":264}]
</instances>
